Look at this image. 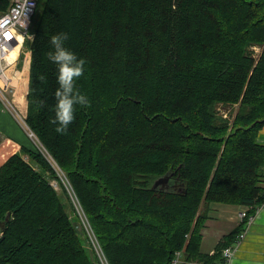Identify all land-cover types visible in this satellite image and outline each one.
Wrapping results in <instances>:
<instances>
[{
	"label": "trees",
	"instance_id": "1",
	"mask_svg": "<svg viewBox=\"0 0 264 264\" xmlns=\"http://www.w3.org/2000/svg\"><path fill=\"white\" fill-rule=\"evenodd\" d=\"M60 32L86 61L75 86L89 101L64 133ZM32 34L26 122L57 167L33 141L0 164V264H102L61 173L109 264L222 261L247 218L204 253L203 206L264 202V0H46ZM220 103L237 105L230 119Z\"/></svg>",
	"mask_w": 264,
	"mask_h": 264
},
{
	"label": "crops",
	"instance_id": "2",
	"mask_svg": "<svg viewBox=\"0 0 264 264\" xmlns=\"http://www.w3.org/2000/svg\"><path fill=\"white\" fill-rule=\"evenodd\" d=\"M22 52L23 50L21 51L20 54V60L23 55ZM30 58H31V52L27 53V55L25 56V59L23 60V67L21 70L22 71L21 79L27 84L28 87H29L28 83L30 76V72H29ZM19 66L20 65H18V68ZM20 88L22 91V96L23 94L27 96L29 88H25L24 85H21ZM19 102L24 106L22 101ZM0 132L1 134L4 135L5 138L10 137V139L15 140L17 142V143L15 142V144H18L19 142L20 144L22 143V145L23 144L28 145L30 143L27 134L20 131L19 126L15 122L13 114L4 107L1 100H0ZM3 139H4L3 136L0 137V153L2 151L3 152L11 151L12 153H16L14 150L12 151L10 144H6L4 143V141H2ZM257 140L264 144V126L260 129ZM4 161H5L4 158H1V154H0V164H2ZM213 204H219V203H211L209 205L210 208L208 210L209 217L207 218L205 226L203 227L202 230L203 238L201 242V251L209 254L215 252L218 242L221 241V239H223L225 235L231 232L242 221H244V219H246V218L242 219L240 217V211L246 207L244 205H229V204L213 205ZM262 204L257 205V213L254 215L253 221L249 223V226L246 230L247 233L246 237L241 242L232 264H264V206ZM258 207L260 208L258 209ZM241 232H239V234ZM239 234L237 235L233 243L228 244L226 246L233 245L237 240ZM190 260H199V259H190ZM202 262L204 263V261Z\"/></svg>",
	"mask_w": 264,
	"mask_h": 264
},
{
	"label": "built area",
	"instance_id": "3",
	"mask_svg": "<svg viewBox=\"0 0 264 264\" xmlns=\"http://www.w3.org/2000/svg\"><path fill=\"white\" fill-rule=\"evenodd\" d=\"M38 1L39 0H12L11 4L6 10H0V100L3 105L8 107L9 110L13 111H11V113L15 115V117L19 113L16 108L15 101V88L17 82L16 78L18 80L17 76L18 74H21V69L17 71V68L20 60V54L24 45V39L28 34V28L30 27V24L33 20ZM5 32H10L12 34V39L5 38ZM10 91L13 92L12 98H9L8 95ZM20 119L21 125L25 127L29 135L35 139V134H33V132L26 125V116L20 115ZM0 137H2L1 132ZM2 141H4L6 144H10L11 142L10 139L5 137ZM262 205L264 206V203ZM260 207H258V209ZM248 211V207H245L240 211V217L242 219L247 218L246 228L239 234L233 245L223 248V260L215 264H230V261L232 264L241 242L246 237V230L249 226V223H251L254 218L248 214ZM82 225L86 228L89 235L93 233L91 226L87 222L81 220L78 226L82 227ZM226 249L229 250L227 255L225 254ZM99 257L102 264H107L102 254H99ZM173 264L204 263L199 260L185 259L183 257V252L179 250L176 252V256L173 259Z\"/></svg>",
	"mask_w": 264,
	"mask_h": 264
},
{
	"label": "clouds",
	"instance_id": "4",
	"mask_svg": "<svg viewBox=\"0 0 264 264\" xmlns=\"http://www.w3.org/2000/svg\"><path fill=\"white\" fill-rule=\"evenodd\" d=\"M67 38L68 34L65 32L51 37L55 52L50 54V59L59 68L57 76L59 87L54 93L57 102L53 119V123L57 124L56 131L59 133L66 132L75 119V106L87 105L89 102L88 97L75 86L76 80L85 73L86 61L84 58H78L74 52L65 47L64 42ZM228 251L225 250L226 255Z\"/></svg>",
	"mask_w": 264,
	"mask_h": 264
},
{
	"label": "rangeland",
	"instance_id": "5",
	"mask_svg": "<svg viewBox=\"0 0 264 264\" xmlns=\"http://www.w3.org/2000/svg\"><path fill=\"white\" fill-rule=\"evenodd\" d=\"M45 1L46 0H40L39 1V5H38V8H37V10H36V13H35V16H34V19H33V23H32V26H31V28H30V31H29V33H32V32H34V30H35V27H36V23H37V21H38V19H39V16H40V13H41V11H42V9H43V7H44V5H45ZM27 37V36H26ZM33 37V36H32ZM30 38L28 37L26 40H24V45H23V48H22V50H23V55H22V58H23V60L25 59V56L27 55V53H30L31 51L29 50V48H30ZM252 49H255L254 51H255V54H256V56H258L259 55V53L261 52V46L260 45H253L252 46ZM30 60H31V58H30ZM18 65H20L19 66V68H17V71H19L20 69L22 70V65L21 64H18ZM29 72H30V70H29ZM21 73H22V71H21ZM25 74V73H24ZM18 80H17V78H16V88H15V101H16V108H17V110L19 111V113L16 115V117H15V115H13L14 116V119H15V122L17 123V125L19 126V129H20V131H22L23 133H26L27 134V136H28V138H29V141H33L35 144H36V147H37V149L38 150H40V151H42L45 155H47V157H48V159L50 160V162L51 163H53V165L55 166V167H57L56 165H57V163H56V161L54 160V158L49 154V152L46 150V148L44 147V145H42L41 144V142L39 141V140H37L38 138H36L35 137V139H33L30 135H29V133H28V131L25 129V127H23L22 125H21V123H20V115H22V116H26L27 117V98H28V94H27V96H25L24 94H23V96H22V91H21V85H24V87L25 88H29L28 86H27V84L21 79V74H18ZM20 77V78H19ZM29 84V83H28ZM17 89V90H16ZM20 90V91H19ZM8 95H9V98H12L13 97V92L12 91H10L9 93H8ZM19 101H22V103L24 104V106L19 102ZM4 107L7 109V110H9V108L8 107H6L5 105H4ZM236 108H237V105H229V104H227V105H224V104H218V106H217V111H218V114L220 115V116H222L223 118H226V119H230L231 118V116H233L232 114H234V112L236 111ZM10 112L12 111V110H9ZM13 112V111H12ZM2 136H3V138H4V135L2 134ZM8 139H10V137H8ZM11 140V142H10V147L12 148V151L14 150L15 152H21V148H22V143L20 144L19 142H18V144H15V140H13V139H10ZM37 140V141H36ZM13 141V142H12ZM17 143V142H16ZM20 144V145H19ZM18 145V146H17ZM41 147V148H40ZM1 154V158H4V160L5 159H7L11 154H13L11 151H5V152H1L0 153ZM25 155V157L29 160L30 158H29V156L27 155V154H24ZM50 156V157H49ZM52 160V161H51ZM55 163V164H54ZM58 169V168H57ZM61 176H62V179H64L63 180V182L65 183V186H66V188H67V190H68V193H69V195H70V197H71V200H72V202H73V205H74V209H75V213H76V211L79 213V216H80V219L82 220V221H85V222H87L89 225H90V223H89V220H88V218H87V216H86V214H85V212H84V209H83V207H82V205H81V203H80V201H79V199H78V197H77V195L75 194V192H74V190L72 189V187H71V185H70V182L67 180V178H66V176L63 174V173H61ZM50 181H51V183L53 184V186L60 192V191H62V186H61V184L58 182V180H56V179H54V178H51L50 179ZM66 184H68V185H66ZM69 186V187H68ZM213 205H220V204H213ZM230 205V204H229ZM203 209L204 210H206L207 212H208V210L210 209V208H207V205H204L203 206ZM91 226V225H90ZM88 245L90 246V248H93V250L97 253V254H102L103 256H104V258H105V261H106V263L107 264H109V262H108V259H107V257H106V255L104 254V251H103V249H102V247H101V245H100V243L98 242V240H97V238H96V236L94 235V233H92V234H90V235H88Z\"/></svg>",
	"mask_w": 264,
	"mask_h": 264
},
{
	"label": "bare ground",
	"instance_id": "6",
	"mask_svg": "<svg viewBox=\"0 0 264 264\" xmlns=\"http://www.w3.org/2000/svg\"><path fill=\"white\" fill-rule=\"evenodd\" d=\"M40 1V0H39ZM39 1H38V5H39ZM11 2H12V0H11ZM11 2H10V4H11ZM9 4V5H10ZM38 5H37V8H38ZM9 7V6H8ZM7 7V8H8ZM6 8V9H7ZM37 8H36V10H37ZM6 9H3V8H1L0 7V10H6ZM35 13H36V11H35ZM35 13H34V16H35ZM33 19H34V17H33ZM32 23H33V20H32V22H31V24H30V27L28 28V34L26 35L27 37H25V39L24 40H26L28 37L30 38V40L31 39H33V37H34V34H32V33H29V31H30V28H31V26H32ZM33 36V37H32ZM220 104H222V103H220ZM218 106V105H217ZM232 117V116H231ZM262 121V120H261ZM28 122V121H27ZM27 122H26V125H27V127L32 131V129L29 127V125L27 124ZM26 129V128H25ZM27 130V129H26ZM33 132V134H35L34 133V131H32ZM35 137L37 138V136H36V134H35ZM38 140V139H37ZM36 140V141H37ZM13 142V141H12ZM41 148V147H40ZM14 154V153H13ZM25 156V155H24ZM47 156V155H46ZM50 157V156H49ZM52 161V160H51ZM53 164V163H52ZM55 164V163H54ZM57 166V165H56ZM60 167V166H59ZM60 170V169H59ZM61 175V174H60ZM58 180H59V178H58ZM61 180V179H60ZM64 180V179H63ZM66 185H68V184H66ZM69 187V186H68ZM244 206H246V207H248L249 209H250V207L248 206V205H244ZM257 213V208H256V211L253 213V214H251V216H253L254 217V215ZM10 216H11V213H9L8 215H7V217H6V219H4V220H2V221H5L6 222V226H7V221L10 219ZM1 222V221H0ZM6 226H5V228H6ZM0 236H3V238H4V234H2L1 233V231H0ZM3 240V239H2ZM1 240V241H2ZM1 243V242H0Z\"/></svg>",
	"mask_w": 264,
	"mask_h": 264
},
{
	"label": "water",
	"instance_id": "7",
	"mask_svg": "<svg viewBox=\"0 0 264 264\" xmlns=\"http://www.w3.org/2000/svg\"><path fill=\"white\" fill-rule=\"evenodd\" d=\"M169 180H170V177L168 175L166 176H163V177H160L159 179H157L154 183V187H157L159 185H162V186H167L168 183H169ZM6 226V222L5 221H1L0 222V230H3ZM3 239V236H0V242L1 240Z\"/></svg>",
	"mask_w": 264,
	"mask_h": 264
},
{
	"label": "snow or ice",
	"instance_id": "8",
	"mask_svg": "<svg viewBox=\"0 0 264 264\" xmlns=\"http://www.w3.org/2000/svg\"><path fill=\"white\" fill-rule=\"evenodd\" d=\"M4 36H5V38H7V39H12V34H11L10 32H5V33H4Z\"/></svg>",
	"mask_w": 264,
	"mask_h": 264
}]
</instances>
